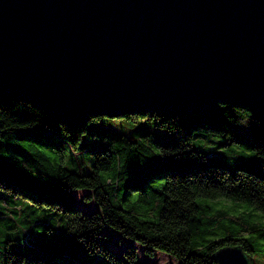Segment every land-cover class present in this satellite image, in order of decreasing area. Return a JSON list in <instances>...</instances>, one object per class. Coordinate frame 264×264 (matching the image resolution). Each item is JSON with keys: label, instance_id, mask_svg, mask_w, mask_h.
Masks as SVG:
<instances>
[{"label": "trees", "instance_id": "obj_1", "mask_svg": "<svg viewBox=\"0 0 264 264\" xmlns=\"http://www.w3.org/2000/svg\"><path fill=\"white\" fill-rule=\"evenodd\" d=\"M135 114L155 116L167 137L120 133L90 151L91 170L81 174L66 167L63 149L77 151L95 116L78 125L30 103L0 99V190L11 195L0 202V264H148L137 245L148 258L160 251L176 264H217L214 251L240 245L253 264L264 251V228L247 212L222 220L200 200L229 198L264 214V133L248 109L220 104L210 115ZM196 136L208 140L194 144ZM75 190L87 191L82 199L96 209L82 212ZM16 198L29 201L31 211L46 206L62 212L66 227L49 250L12 248L18 231L29 242L38 226L54 230L49 219L30 221ZM110 232L132 242L116 252Z\"/></svg>", "mask_w": 264, "mask_h": 264}, {"label": "water", "instance_id": "obj_2", "mask_svg": "<svg viewBox=\"0 0 264 264\" xmlns=\"http://www.w3.org/2000/svg\"><path fill=\"white\" fill-rule=\"evenodd\" d=\"M4 98L78 125L242 106L264 133V0H0Z\"/></svg>", "mask_w": 264, "mask_h": 264}, {"label": "rangeland", "instance_id": "obj_3", "mask_svg": "<svg viewBox=\"0 0 264 264\" xmlns=\"http://www.w3.org/2000/svg\"><path fill=\"white\" fill-rule=\"evenodd\" d=\"M142 131H147L148 136L155 139H161L167 137L168 132L161 129L157 125V118L155 116H140L138 114H133L128 117H107L99 116L95 119L89 121L85 126V131L81 136V140L78 144L77 151H72L68 147H64V164L66 167L72 171L78 173H88L91 170L93 163V156L90 151H94L100 148H105L118 134H126L130 138L134 139ZM209 139L212 142H225V139L221 136H210ZM208 138L202 136H196L193 139L194 144L206 143ZM234 150L240 151L241 148L237 146H232ZM233 153V151H231ZM232 167V163L228 164ZM87 191L85 190H75V203L80 207L82 212L89 213L96 209V205L93 201L86 202L82 199V196ZM136 194L130 195L127 198V202L134 201L136 199ZM11 195L6 191L0 190V202L2 199L10 202ZM205 201L211 207V214H215L216 211L221 212L219 217L222 220L227 219L230 215H237L241 212L251 213L250 221L264 228V214L253 210L251 206L246 203L236 201L229 198H218V199H200ZM23 207V210L28 214V219L32 220H46L49 219L52 225L53 231L45 229L41 226L35 228L33 234L34 239L27 242L22 237L21 233L18 231L14 234L17 238L15 242L12 243V248L18 252H26L28 246H32L35 249L49 250L53 246L57 239L63 233L66 227V220L62 216V212L51 207H38L35 211L27 209L29 201L23 200L21 198H16L15 201ZM126 202V201H125ZM132 241L122 238L120 239L118 235L114 232H110L109 245L116 252H119L123 245L130 244ZM138 257L146 263H156V264H176L175 260L168 254L155 251L152 258L146 257L140 246L137 245ZM253 264H264V251L259 256H254Z\"/></svg>", "mask_w": 264, "mask_h": 264}]
</instances>
